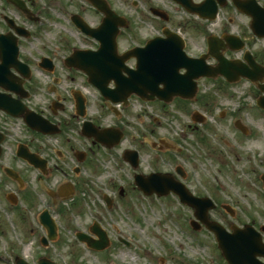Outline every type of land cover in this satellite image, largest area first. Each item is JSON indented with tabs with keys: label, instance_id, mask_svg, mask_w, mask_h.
Masks as SVG:
<instances>
[{
	"label": "flooded vegetation",
	"instance_id": "af4514ba",
	"mask_svg": "<svg viewBox=\"0 0 264 264\" xmlns=\"http://www.w3.org/2000/svg\"><path fill=\"white\" fill-rule=\"evenodd\" d=\"M245 1L247 9L264 23V0H0V48L7 47L13 54L6 67L14 75L15 85L11 92L0 87V264H38L40 258L69 264V251L61 245V228L69 226V212L85 196L95 201L101 193L96 169L104 163L124 164L130 177L135 170L145 175L168 172L174 180L191 183L190 172L182 165V158H189L184 144L187 137H205L208 123L196 122L200 118L196 111L205 114L198 109L199 81L192 96L195 79L181 80L182 85L190 86L184 93L192 97L142 99L131 95L126 102L111 103L92 88L84 70L102 68V64L92 63L103 61L93 58L91 52L100 48L103 39L114 40L116 45L115 52L109 46L104 52L109 62L115 53L146 47L151 41H159L164 50L169 45L173 52L182 48L188 56H198L210 49L211 39V52L241 58L244 52L231 50L235 43L223 40L225 35H235L236 43L264 64L258 55L264 53L262 46L253 51L256 41L264 37L254 34L251 16L234 5ZM190 6L195 11H189ZM46 25L60 26L54 39L62 41V48L39 47ZM261 29L264 31V25ZM77 50L84 51L81 60L71 57ZM157 51L150 48L144 55L153 56ZM41 56L53 61L51 72L40 65ZM56 59L67 72L63 80L57 74ZM17 60L32 68L29 79L23 81ZM207 61L216 63L210 56ZM125 65L133 68L135 59ZM34 70L45 73L47 81H37ZM178 73H185V68L180 66ZM217 79L223 80L221 76ZM37 89L43 92L34 101ZM22 104L56 124L58 133L46 135L30 129L21 117L1 107L16 110ZM87 121L102 131L100 141L88 136L91 129H83ZM112 132L121 133L117 145L109 135ZM131 149L138 153L137 169L123 161L125 151ZM98 207L96 203L94 208ZM52 225L55 240H49Z\"/></svg>",
	"mask_w": 264,
	"mask_h": 264
},
{
	"label": "rangeland",
	"instance_id": "374dc122",
	"mask_svg": "<svg viewBox=\"0 0 264 264\" xmlns=\"http://www.w3.org/2000/svg\"><path fill=\"white\" fill-rule=\"evenodd\" d=\"M59 27L42 26L40 48H62V41L54 39V32ZM255 46L253 51L260 46L264 49V40L256 42ZM258 55L264 58V53L258 52ZM56 61L59 65L60 61ZM57 71L61 79H65L67 72L61 65ZM36 75L37 81L45 82L46 77H41L39 73ZM222 82L221 79L200 82L198 109L208 116L205 125L207 133L205 137L199 134V140L187 137L184 145L188 148L189 158L182 165L190 172L189 181L193 187L197 185L200 194H208L216 203V208L210 212L212 219L225 227L231 223L258 226L264 224V192L260 179L264 173V110L255 106V97L260 92L248 80L232 84ZM40 92H43L42 89L36 90L34 101L39 99ZM236 119L247 127V134L234 127ZM131 134L136 138L134 132ZM124 169L113 165L96 169L103 171V175L96 180L97 186L103 187L102 191H108L116 202L111 210H105L101 199L96 198V203L102 206L97 213L101 216L100 224L111 238L109 247L95 252L73 237V227L85 228L93 220L90 210L94 202L87 197L72 213L71 230L65 229L61 233L60 239L64 242L61 245L69 251L70 263L224 264L214 236L206 228L201 227L197 231L188 229L193 238L180 230L182 223L189 226L192 218L190 208L182 207L174 200L143 197L129 186L126 177L120 178L126 172ZM109 177L116 184L114 189L106 188ZM120 186L126 187V195L118 194ZM221 204H230L234 208V216L221 209ZM118 235L128 239L130 245L119 242Z\"/></svg>",
	"mask_w": 264,
	"mask_h": 264
},
{
	"label": "water",
	"instance_id": "95a60500",
	"mask_svg": "<svg viewBox=\"0 0 264 264\" xmlns=\"http://www.w3.org/2000/svg\"><path fill=\"white\" fill-rule=\"evenodd\" d=\"M217 57L220 58L219 56ZM247 60L250 61V64L253 67L252 70H248L247 68L240 67L238 65L236 66L235 61H229L224 58H220L218 66L214 68L203 65V63L201 62L196 75L213 76L216 73H221L225 75L226 78L230 81L234 80L236 77H238V75L246 76L252 80L261 79L262 76H264V68L257 66L254 62H252L253 60L248 56ZM142 64L143 61L140 65ZM137 68L138 69L135 71L131 70L129 72L130 77L127 78L122 77L119 70L113 73L117 85L116 88L112 90H109L105 87L102 88V86L99 85L98 80L95 78V73L91 74L89 81L94 85L100 87V90L103 92L104 96L113 100H115L116 97L122 99L132 91L137 92L142 96L146 95L147 91L154 92L155 90H152L150 86H155L161 79L154 78L155 83H146L147 79L143 75V66L141 68ZM160 73L163 72L160 70L153 71V75H158ZM143 83H145V85H142ZM260 88L262 89V91H264V86ZM167 90L170 91L171 88L168 87ZM162 91L163 89L161 90V93ZM157 93H159V90ZM162 95L163 94H161V96ZM258 103L261 107L264 108V96L260 97ZM240 129L244 131V128L240 127ZM137 180L138 181H136V183L142 189H146L148 186H150L151 188L152 186H156V191L158 192H163L165 191L164 189L169 188H173L174 190H176L185 202H187L196 209L195 216L199 218L202 222H204V224L215 233L218 245L221 248L223 255L229 260L231 264H260L255 260V256L257 254L264 255V244L261 242V239L258 235L259 233H257L251 226L246 225L245 228L235 230L233 234L229 235L224 231V229L220 225L215 222H209L207 220L206 213L208 209L213 207V204L209 199H199L191 197L188 193H186L184 189H182L178 185L175 186L170 180H168L167 178L165 179V177H162L160 175H151L149 179H142L138 176ZM145 191L149 192L151 190ZM93 231L97 233V235L100 237L98 241L93 242L89 240L86 236H84V234L82 233L78 235V238L87 241L90 247L94 249L105 248L108 242L104 232L98 229L97 224L94 225Z\"/></svg>",
	"mask_w": 264,
	"mask_h": 264
}]
</instances>
